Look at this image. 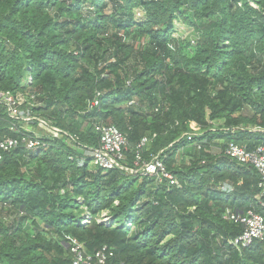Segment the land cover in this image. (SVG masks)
<instances>
[{
  "label": "trees",
  "instance_id": "16d2710c",
  "mask_svg": "<svg viewBox=\"0 0 264 264\" xmlns=\"http://www.w3.org/2000/svg\"><path fill=\"white\" fill-rule=\"evenodd\" d=\"M0 90L63 131L0 160V264H72L73 240L125 264H264L229 219L264 217L260 177L225 153L264 147V0H0ZM95 124L174 182L93 165Z\"/></svg>",
  "mask_w": 264,
  "mask_h": 264
},
{
  "label": "built area",
  "instance_id": "2783aa9c",
  "mask_svg": "<svg viewBox=\"0 0 264 264\" xmlns=\"http://www.w3.org/2000/svg\"><path fill=\"white\" fill-rule=\"evenodd\" d=\"M98 95L89 102V108L98 105ZM31 99L33 97L28 98L21 92L13 93L8 90H0V108L6 114L8 130L15 134L14 136L0 134V160L4 153L13 149L22 147L26 150H37L46 146L44 138H60L63 135L62 130L43 118L24 115L20 112L19 107L24 103L30 104ZM20 122L36 124L34 127L40 132L25 129ZM94 128L99 136V144L91 150L93 165L102 169L118 168L130 174L140 173L146 176H156L158 180H161L162 176L171 179V175L165 171L158 155L153 156L149 161H142L137 169L124 166L121 161L124 159L123 150L127 145L125 135L111 125L95 124ZM188 138L190 139V136ZM145 143H147V138H142L138 147ZM225 153L240 164L254 167L260 177L258 186L264 193V147L247 152L244 148L229 143ZM139 159L138 154L136 164ZM171 182H174L173 179ZM229 219L244 225L243 232L232 241V244L237 248L247 246L254 240L264 242V217L261 214L248 209L243 213L230 212ZM103 221L108 222V217L104 216ZM69 252L72 264H125L121 261H114V252L107 246H102L94 253H88L82 243L73 240L69 245Z\"/></svg>",
  "mask_w": 264,
  "mask_h": 264
},
{
  "label": "rangeland",
  "instance_id": "374dc122",
  "mask_svg": "<svg viewBox=\"0 0 264 264\" xmlns=\"http://www.w3.org/2000/svg\"><path fill=\"white\" fill-rule=\"evenodd\" d=\"M136 17H141L143 16V12L136 10ZM174 36L177 38H184V39H191L192 38V33H191V29L184 26L183 24H181L179 21L175 22V32H174ZM32 123H28V124H24L23 127L25 129H29L32 132H40L39 129H37L36 127H34L33 125H31ZM31 125V126H30Z\"/></svg>",
  "mask_w": 264,
  "mask_h": 264
}]
</instances>
